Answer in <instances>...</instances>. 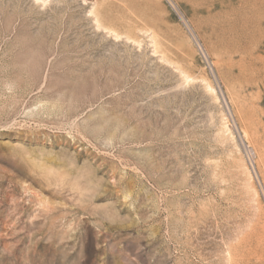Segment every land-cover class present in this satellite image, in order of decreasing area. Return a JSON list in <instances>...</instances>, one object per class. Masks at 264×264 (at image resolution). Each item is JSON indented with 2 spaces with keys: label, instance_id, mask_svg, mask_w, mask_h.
<instances>
[{
  "label": "rangeland",
  "instance_id": "obj_1",
  "mask_svg": "<svg viewBox=\"0 0 264 264\" xmlns=\"http://www.w3.org/2000/svg\"><path fill=\"white\" fill-rule=\"evenodd\" d=\"M0 264H264V0H0Z\"/></svg>",
  "mask_w": 264,
  "mask_h": 264
}]
</instances>
